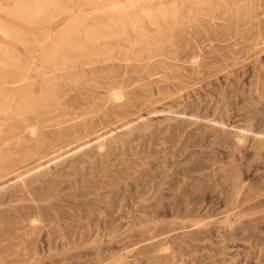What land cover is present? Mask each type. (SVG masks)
Segmentation results:
<instances>
[{
    "label": "rangeland",
    "instance_id": "obj_1",
    "mask_svg": "<svg viewBox=\"0 0 264 264\" xmlns=\"http://www.w3.org/2000/svg\"><path fill=\"white\" fill-rule=\"evenodd\" d=\"M0 264H264V0H0Z\"/></svg>",
    "mask_w": 264,
    "mask_h": 264
},
{
    "label": "bare ground",
    "instance_id": "obj_2",
    "mask_svg": "<svg viewBox=\"0 0 264 264\" xmlns=\"http://www.w3.org/2000/svg\"><path fill=\"white\" fill-rule=\"evenodd\" d=\"M50 1H51V0H50ZM55 1H56V0H55ZM48 2H49V1H48ZM71 2H72V1H71ZM19 3H20V2H19ZM54 3H55V2H54ZM92 3H93V1H92ZM45 4H46V3H45ZM56 4H57V3H56ZM121 4H122V3H121ZM47 5H48V4H47ZM51 5H52V4H51ZM104 5H105V4H104ZM2 7H3V6H2ZM48 7H49V6H48ZM59 8H60V7H59ZM74 8H75V7H74ZM103 8H104V7H103ZM126 8H127V7H126ZM61 9H62V8H61ZM106 9H107V8H106ZM95 10H96V9H95ZM61 11L63 12V10H61ZM112 11H113V10H112ZM55 12H56V11H55ZM65 12H66V11H65ZM67 12H68V11H67ZM93 12H94V11H93ZM144 12H145V11H144ZM9 13H10V12H9ZM11 13H12V12H11ZM15 13H16V12H15ZM15 13H14V14H15ZM22 13H23V12H22ZM22 13H21V14H22ZM69 13H70V12H69ZM73 13H74V12H73ZM110 13H111V12H110ZM147 13H148V12H147ZM16 14H17V13H16ZM78 14H79V13H78ZM94 14H95V13H94ZM113 14H114V13H113ZM125 14H126V13H125ZM143 14H144V13H143ZM149 15H150V13H149ZM149 15L147 14V16H149ZM82 16H83V15H82ZM85 16H86V15H85ZM145 16H146V15H145ZM54 17H55V16H54ZM61 17H62V16H61ZM150 17H151V16H150ZM58 18H59V16H58ZM68 18H70V17H68ZM66 19H67V18H66ZM119 19H120V18H119ZM121 20H122V19H121ZM94 21H95V20H94ZM110 21H111V20H110ZM53 22H55V21L53 20ZM69 22H70V21H69ZM76 22H77V21H76ZM83 22H84V21H83ZM93 23H94V22H93ZM77 24H78V23H77ZM66 25H68V24H66ZM107 25H108V24H107ZM109 25H110V24H109ZM157 25H158V24H157ZM78 26H79V25H78ZM122 26H123V25H122ZM110 27H111V26H110ZM87 28H88V27H87ZM121 28H122V27H121ZM79 29H80V28H79ZM107 29H108V28H107ZM110 29H111V28H110ZM123 29H124V28H123ZM55 30H56V29H55ZM83 30H84V29H83ZM89 30H90V29H89ZM95 30H96V29H95ZM121 30H122V29H121ZM2 32H3V31H2ZM50 32H51V31H50ZM67 32H68V31H67ZM67 32H66V33H67ZM107 32H108V31H107ZM111 32L113 33L114 31L111 30V31H110V34H111ZM117 32H118V31H117ZM117 32H116V33H117ZM123 32H124V31H123ZM47 33H48V32H47ZM95 33H97V32H95ZM100 33H102V32H100ZM103 33H104V32H103ZM114 33H115V32H114ZM114 33H113V34H114ZM118 33H119L120 35H122L120 32H118ZM118 33H117V34H118ZM108 34H109V32H108ZM117 34H116V35H117ZM124 34H126V33L124 32ZM139 34H140V33H139ZM5 35H6V33H5ZM54 35H55V34H54ZM66 35H69V34H66ZM87 35H88V34L86 33V36H87ZM114 35H115V34H114ZM116 35H115V36H116ZM120 35H119V36H120ZM88 36H89V35H88ZM119 36H118V37H119ZM122 36H123V35H122ZM102 37H103V36H102ZM100 38H101V37H100ZM104 38H105V37H104ZM106 38H107V37H106ZM63 42H64V41H63ZM70 42H71V41H70ZM67 43H68V42H67ZM67 43H66V44H67ZM79 43H80V42H79ZM80 45H81V44H80ZM75 46H76V45H75ZM80 48H81V47H80ZM54 53H55V52H54ZM61 59H64V58H61ZM67 61H68V60H67ZM67 61H66V62H67ZM66 62H63V61H62V64H63V63H66ZM59 64H60V63H59ZM115 93H116V92H115ZM117 114H118V113H117Z\"/></svg>",
    "mask_w": 264,
    "mask_h": 264
}]
</instances>
